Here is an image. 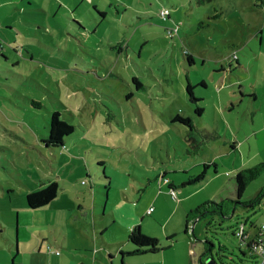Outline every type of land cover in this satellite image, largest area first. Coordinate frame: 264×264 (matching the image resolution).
<instances>
[{
	"label": "rangeland",
	"instance_id": "1",
	"mask_svg": "<svg viewBox=\"0 0 264 264\" xmlns=\"http://www.w3.org/2000/svg\"><path fill=\"white\" fill-rule=\"evenodd\" d=\"M252 1L0 0V240L3 231L13 239L16 235L22 253V236L11 226L17 220L35 221L38 226L56 217L25 202L28 192L47 181L38 178L48 177L59 186L56 207L64 211L77 239L90 244L93 264H106L108 256L121 264L115 242L126 239L125 228L133 221L143 234L157 238L162 249L126 255L124 264H199L204 238L213 242L214 251L217 244L236 253V246L246 250L233 231L239 225L255 233L264 223V171L233 204L228 200L237 198L229 177L241 167L264 162L259 160L264 152L260 145L235 140L249 125L262 126L263 117L259 114L252 120L250 111L244 114L245 101L240 108L236 105L237 86L227 76L222 83L219 60L239 50L248 29L246 20L264 14L263 6ZM162 6L171 11L166 22L157 16ZM183 51L193 55V63ZM186 79L193 83L203 79L208 85L194 86L195 93L205 97L201 117L192 116L194 126L217 133L204 139L203 131L193 129L191 137L200 144L192 155L182 151L187 147L183 125L171 122L166 114L184 94ZM134 81L143 86L137 88ZM173 81L179 88L175 94ZM247 85H252L250 79ZM223 93L236 107L226 106L220 113L210 100ZM226 101L229 106V98ZM54 109L74 130L69 143L50 153L39 132ZM254 154L260 156L249 160ZM103 161L110 184L106 197ZM207 162L201 180L184 187L176 182L177 189L198 199L195 206L227 198L230 206L223 210L228 215L208 213L196 222L194 231L189 224L184 233V220L172 210L180 192L175 190L171 197L161 173L158 180L145 184L146 172L155 170L156 164L169 171L166 177L186 181ZM191 167L192 172L184 173ZM149 206L151 213L146 214ZM92 221L106 227L101 243L95 231L100 233L103 227L92 230ZM3 246L8 254L4 242Z\"/></svg>",
	"mask_w": 264,
	"mask_h": 264
},
{
	"label": "crops",
	"instance_id": "2",
	"mask_svg": "<svg viewBox=\"0 0 264 264\" xmlns=\"http://www.w3.org/2000/svg\"><path fill=\"white\" fill-rule=\"evenodd\" d=\"M10 1H16V0H10ZM254 1V0H253ZM252 1V2H253ZM3 2V1H2ZM256 6H263L264 9V0H255ZM59 6H63V4L58 3ZM254 5V4H252ZM252 8H255L252 6ZM257 9V8H255ZM260 10V9H259ZM264 14L258 15L257 19H253V21L246 20L248 24V29L246 32L245 37L243 36V40L239 41V47L235 53H236V59L230 61L229 55L224 60L220 61L219 71L220 77L222 83H224V77L227 76L230 79H234L232 82V86H237L236 91L239 94V101L236 103V105H239V108L241 106V102L245 101L246 104L242 107V111L244 114H246L248 111H250V114L252 116V120H254L259 114L262 115L263 123L262 126L253 129V124L249 125V129L243 133V136L241 137H235V140L237 142H244L247 140L251 145L257 143L260 145V149H264V26L262 24V21L264 19ZM245 22V21H242ZM243 27V26H242ZM241 52H244L241 56ZM234 61V63H232ZM250 79V82L252 85H247V81ZM190 84L192 86H195L196 84L201 85L202 87H207L206 81L203 79L197 80L195 83L190 81ZM173 89V94L176 93V91H179V88L175 87L174 81L170 83ZM184 85V94L178 97L177 105L171 106L167 111V117L168 119L173 122L177 123L176 121H173L172 118L176 114H180L182 116L189 117L191 121L195 122L192 116V103L189 101L186 93H185V85L186 82L183 83ZM223 85L220 88V91L223 92ZM219 87V86H218ZM193 93L194 95L199 99V103H201L203 110L201 113H199L198 117H201V114L204 111V95L195 93L194 87H193ZM229 98V101L231 104L229 106L227 105L226 99ZM211 103L214 108H216L220 113L224 112L223 109L227 106L229 109L233 110V107L235 108L236 105L232 101V99L228 96L227 93H223V95L219 96H212ZM159 113V111H157ZM45 125L41 128L43 130L42 132H39L40 137L41 134L45 133L46 126H47V119L45 118ZM206 126V125H204ZM207 130V129H206ZM213 132H216L215 129ZM73 133V132H72ZM217 134V133H215ZM71 137V135H70ZM67 137V138H70ZM67 138H65L63 146H65ZM235 143V141H234ZM79 146H83V148H86V144L78 143ZM63 146H60L59 148H62ZM45 150L49 151L45 146ZM59 148H56L52 151H49L50 153H55ZM234 148V147H233ZM69 149V148H68ZM91 148H89L90 150ZM259 155L255 154L249 159L253 160ZM263 156V157H262ZM259 157V160H264V152L263 155ZM179 158L186 157L178 155ZM55 163H59V160H55ZM147 165H150L147 161H145ZM209 162H207L208 165ZM199 164V163H198ZM197 164V165H198ZM206 164V163H205ZM102 168L104 172V161L102 162ZM151 166V165H150ZM152 167V166H151ZM159 165L154 164L153 168L155 170H152L150 172H146L147 178L146 183L148 184V181L151 180H158V177L160 173L162 176H166V174L169 172L166 168H161ZM161 168V169H160ZM193 168H187L185 169L184 173L192 172ZM164 174V175H163ZM168 179V182H166L168 185L169 183L172 185V187L175 190L177 189L176 182L182 183L185 180V177L182 178H173L170 176L166 177ZM41 180H48V181H55L54 179L50 178H38ZM108 179V185L105 189V197L108 195V186L109 184V177ZM57 183V182H56ZM58 185V183H57ZM40 183L38 184L39 188ZM161 184H158V187L160 188ZM184 187V186H183ZM59 188V186H58ZM167 189V186H166ZM34 190V189H33ZM180 192V198L179 193L177 194L176 204L173 205L172 210L175 217L179 219L184 220V216L187 213L188 210L194 208L196 205V202L198 199H193L192 197L188 196L185 192L186 190H178ZM233 192V191H232ZM59 192L57 195L49 201L46 205L39 207L38 209L42 210L43 213L51 214L55 213L56 217L51 218L49 221H43L39 223L38 226H36L35 221H19L17 220L16 226L12 227L14 230V233L17 235H21V248L22 253L20 252L18 245H17V239L15 235V239H13V236L9 233L2 232V240H0V250H2V255L4 256L2 261H0V264H6L9 259L10 264H93V254L90 253L89 248L90 244L88 242H85L77 239L76 231L72 227H68L66 221L67 218L64 214V211L61 208L56 207V203L58 201ZM120 198V196L118 195ZM26 202V201H25ZM106 202L103 201V204ZM27 205V204H26ZM103 207V206H102ZM151 206H149L145 211L146 214H150L151 211L148 212V209ZM18 216V214H17ZM157 217V214L154 216ZM135 221L132 223H129L127 228H125V234H128V231L135 226ZM184 225V223H183ZM10 226V224H9ZM96 226L103 227L102 231L100 233L96 232L97 234V241L99 243L102 242V235L103 230H105V226L101 224L94 223L92 221L91 228L92 230L95 229ZM50 227H52V230H50ZM88 227V226H87ZM196 225L194 226L195 230ZM140 229V227H139ZM193 230V231H194ZM46 232L48 235H46ZM200 233L197 235H201V229L199 230ZM58 233V235H57ZM254 233V231H253ZM251 232H247L248 235L253 234ZM51 235H53V238H51ZM172 236V235H170ZM3 242L5 243V247L8 250V254L3 249ZM48 242V243H45ZM45 244V245H44ZM115 244L117 246L114 247L115 250L118 251L117 254H121L120 252H127L131 250V246L127 241V236L124 241H116ZM124 246L125 251L120 246ZM47 246L50 247V250L47 249ZM120 247V248H119ZM58 250L56 253L55 251ZM94 255H96V251L93 252ZM23 254V255H22ZM104 264V263H102ZM106 264H114L113 260H111V256H108V261Z\"/></svg>",
	"mask_w": 264,
	"mask_h": 264
},
{
	"label": "trees",
	"instance_id": "3",
	"mask_svg": "<svg viewBox=\"0 0 264 264\" xmlns=\"http://www.w3.org/2000/svg\"><path fill=\"white\" fill-rule=\"evenodd\" d=\"M162 8L167 9V13L165 18H161L159 15V12ZM103 13V12H102ZM157 16L163 20L167 21L170 18L171 11L169 8L162 6L159 11H157ZM217 15V14H216ZM214 15V16H216ZM75 21V20H74ZM76 22V21H75ZM176 23H181V22H176ZM200 26H202V22L199 23ZM264 26V25H263ZM10 27V26H6ZM11 28V27H10ZM165 31H167L169 34H171L170 27L165 26L164 27ZM184 56L186 60L189 63H193V55L190 54L187 51H183ZM230 61L236 59V53L231 52L229 54ZM136 87H141L143 86L141 83L138 81H134ZM193 87L189 79H186V85H185V93L189 99V101L192 103V113L195 115L197 113H201L203 110L201 103H199V99L194 95L193 93ZM31 103L36 104L37 106H41L40 102L30 99L29 100ZM173 121H176L177 123H180L183 125L184 130H185V141H187V147L183 148V154L184 155H192V152L194 151V148H197L200 144V141L198 139L191 137L192 135V130L196 131H203L204 132V139L210 138V137H215V134L210 133V131L206 129H198L196 126H194V122L191 121L189 117L182 116L180 114H176L172 118ZM74 130V125L67 122L65 117H61L60 113L58 110H52L50 112L48 121H47V126L45 133L41 134L42 136L40 137L41 143L49 150L52 151L60 146H63L64 140L67 137H70ZM207 166V164H203V170L199 172L196 175H191L188 177V179L182 183H180V186H185L186 184H191L194 182H197L202 179L203 174H204V169ZM264 171V162H258L256 164L247 166V167H241L238 169L233 175L229 177L232 187H233V192L235 193V196L237 200L235 199H229L230 204H233L237 201H239V198L244 191L245 187L255 178L259 176L261 172ZM164 175V174H163ZM102 177L107 178L104 175V172H102ZM168 182V179L166 176H162ZM107 187V185H105ZM171 189L175 190L172 185L169 183L167 185V190L171 191ZM58 193V185L56 181H46V183L41 186L37 190L30 191L26 194L25 196V201L28 207L30 208H39L44 205H46L49 201H51ZM172 197V196H171ZM227 198L221 199V201L214 202V201H205L194 208L190 209L187 211V213L184 216V230L183 232H187V225L193 221H199L200 218L205 216L208 213H215L219 216H227L228 214L224 212L223 208L230 206V204H226ZM248 203V202H246ZM249 204L253 207L256 205L254 202V199L250 200ZM212 222V219H209L207 223L204 225V229L209 226V224ZM240 225L242 223H239ZM240 226H237V229L234 232V235L241 240L242 242L245 243L246 250L242 249L240 246H236V249L238 253L234 252L233 250H228L225 245L223 244H217V247L214 251V245L212 241L207 240V238H204L202 241V252L200 253L199 256V264H205V261H208V258H211L212 264H252L256 260V255L252 249V244L254 243V240L256 238V232L258 230V227H256V232L253 235H249L245 238V234L247 231L242 228L241 233L239 234ZM173 236H168L166 238H172ZM127 241L131 246V250L127 252H120L121 254V260L120 263L124 264L123 260L126 255H137V254H142V253H148V252H157L162 249L160 241L152 236H148L143 234L139 226L135 225L133 226L127 234ZM240 241V243H242ZM243 244V243H242ZM212 248V249H211Z\"/></svg>",
	"mask_w": 264,
	"mask_h": 264
},
{
	"label": "built area",
	"instance_id": "4",
	"mask_svg": "<svg viewBox=\"0 0 264 264\" xmlns=\"http://www.w3.org/2000/svg\"><path fill=\"white\" fill-rule=\"evenodd\" d=\"M167 13L166 8H162L159 12V15L161 18H165ZM262 24L264 25V19L262 21ZM172 31V29H170ZM170 195L172 197H175V190L171 189ZM152 210V207L148 209V212ZM242 228L240 227L239 234L241 233ZM245 238L249 236L247 233L244 235ZM47 249L50 250V247L47 246ZM252 249L256 255V260L252 264H264V223L258 227V230L256 232V238L254 240V243L252 244ZM56 253L58 250L55 251Z\"/></svg>",
	"mask_w": 264,
	"mask_h": 264
},
{
	"label": "water",
	"instance_id": "5",
	"mask_svg": "<svg viewBox=\"0 0 264 264\" xmlns=\"http://www.w3.org/2000/svg\"><path fill=\"white\" fill-rule=\"evenodd\" d=\"M196 222H197V221H193V222L190 223V224H191V225H190V231L194 230L193 228H194V226L196 225ZM205 264H212V262H211V258H210V257L208 258V261H207V262L205 261Z\"/></svg>",
	"mask_w": 264,
	"mask_h": 264
},
{
	"label": "clouds",
	"instance_id": "6",
	"mask_svg": "<svg viewBox=\"0 0 264 264\" xmlns=\"http://www.w3.org/2000/svg\"><path fill=\"white\" fill-rule=\"evenodd\" d=\"M190 224V223H189ZM189 224L187 225V227L189 226ZM194 229V228H193ZM187 230H188V228H187ZM193 231V230H192Z\"/></svg>",
	"mask_w": 264,
	"mask_h": 264
}]
</instances>
